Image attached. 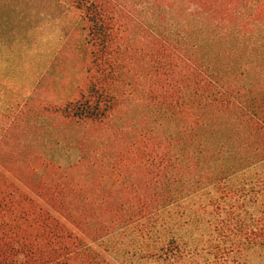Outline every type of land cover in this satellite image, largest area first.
<instances>
[{"label": "trees", "instance_id": "obj_1", "mask_svg": "<svg viewBox=\"0 0 264 264\" xmlns=\"http://www.w3.org/2000/svg\"><path fill=\"white\" fill-rule=\"evenodd\" d=\"M70 1L90 61L57 108L95 146L65 167L41 152L18 182L0 167V264H109L96 241L144 217L147 254L170 264H240L264 248V0ZM192 198L206 217L185 222L205 224L212 251L171 230Z\"/></svg>", "mask_w": 264, "mask_h": 264}, {"label": "rangeland", "instance_id": "obj_2", "mask_svg": "<svg viewBox=\"0 0 264 264\" xmlns=\"http://www.w3.org/2000/svg\"><path fill=\"white\" fill-rule=\"evenodd\" d=\"M187 14L176 20L189 19ZM137 15L143 16L144 11ZM86 24L70 0H0V167L16 182L29 177L25 168L38 163L41 152L55 167H65L79 161L81 149L95 146L91 137L84 143L80 139L96 131L65 119L57 108L78 95L87 80L90 47ZM132 110L124 107L118 119L121 125ZM137 178L133 169L121 179H128L130 185ZM109 193L128 195L117 185ZM198 200L192 198L175 209L182 225L171 230L181 247L196 240L203 252L212 251L201 241L208 232L205 224L185 222L194 215L206 217L197 209ZM147 219L116 228L96 241L109 264H170L147 254V247L156 239V228ZM147 231L151 234L146 235ZM240 264H264V248L246 250Z\"/></svg>", "mask_w": 264, "mask_h": 264}]
</instances>
